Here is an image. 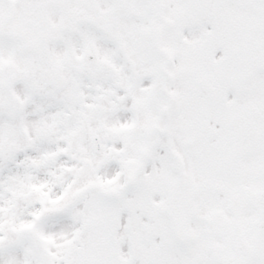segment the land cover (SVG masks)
I'll return each instance as SVG.
<instances>
[{"label":"snow or ice","instance_id":"obj_1","mask_svg":"<svg viewBox=\"0 0 264 264\" xmlns=\"http://www.w3.org/2000/svg\"><path fill=\"white\" fill-rule=\"evenodd\" d=\"M0 264H264V0H0Z\"/></svg>","mask_w":264,"mask_h":264}]
</instances>
